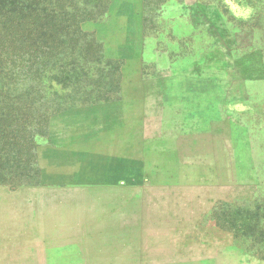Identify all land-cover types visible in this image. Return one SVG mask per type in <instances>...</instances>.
Masks as SVG:
<instances>
[{
    "label": "rangeland",
    "instance_id": "rangeland-1",
    "mask_svg": "<svg viewBox=\"0 0 264 264\" xmlns=\"http://www.w3.org/2000/svg\"><path fill=\"white\" fill-rule=\"evenodd\" d=\"M0 264H264V0H0Z\"/></svg>",
    "mask_w": 264,
    "mask_h": 264
}]
</instances>
